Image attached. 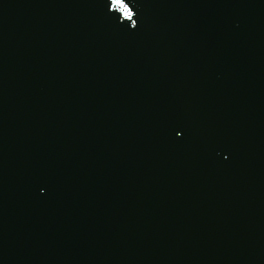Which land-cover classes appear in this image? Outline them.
I'll use <instances>...</instances> for the list:
<instances>
[{"label": "water", "instance_id": "obj_1", "mask_svg": "<svg viewBox=\"0 0 264 264\" xmlns=\"http://www.w3.org/2000/svg\"><path fill=\"white\" fill-rule=\"evenodd\" d=\"M241 146L264 244V0H191Z\"/></svg>", "mask_w": 264, "mask_h": 264}, {"label": "snow or ice", "instance_id": "obj_2", "mask_svg": "<svg viewBox=\"0 0 264 264\" xmlns=\"http://www.w3.org/2000/svg\"><path fill=\"white\" fill-rule=\"evenodd\" d=\"M115 2H117V3H118V2H119V0H115ZM126 14H128V13L126 12Z\"/></svg>", "mask_w": 264, "mask_h": 264}]
</instances>
